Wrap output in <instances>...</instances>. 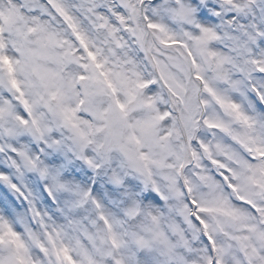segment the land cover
Returning <instances> with one entry per match:
<instances>
[{
    "label": "snow or ice",
    "instance_id": "1",
    "mask_svg": "<svg viewBox=\"0 0 264 264\" xmlns=\"http://www.w3.org/2000/svg\"><path fill=\"white\" fill-rule=\"evenodd\" d=\"M0 264H264V0H0Z\"/></svg>",
    "mask_w": 264,
    "mask_h": 264
}]
</instances>
